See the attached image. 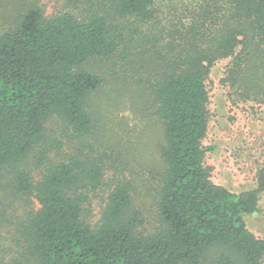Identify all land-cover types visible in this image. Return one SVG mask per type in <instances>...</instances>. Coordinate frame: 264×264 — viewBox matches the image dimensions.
I'll return each instance as SVG.
<instances>
[{"label":"trees","instance_id":"trees-1","mask_svg":"<svg viewBox=\"0 0 264 264\" xmlns=\"http://www.w3.org/2000/svg\"><path fill=\"white\" fill-rule=\"evenodd\" d=\"M156 1L68 0L46 15L41 0H0V264H262L264 239L246 219L261 210L264 165L253 187L235 192L210 179L203 140L205 80L217 60L231 59L228 77L244 99L264 103V0H170L181 7L180 34L152 53L131 34L156 18ZM112 58L139 67L131 81H143L163 132L152 231L142 229L125 177L99 220L84 219L88 192L102 186V158L47 157L54 118L92 150L89 100L105 82L93 65ZM62 146L50 139V150Z\"/></svg>","mask_w":264,"mask_h":264},{"label":"rangeland","instance_id":"rangeland-1","mask_svg":"<svg viewBox=\"0 0 264 264\" xmlns=\"http://www.w3.org/2000/svg\"><path fill=\"white\" fill-rule=\"evenodd\" d=\"M156 3V18L148 23H137L134 27L140 32L131 34L145 49L151 48L152 53L153 47L165 50L168 43L180 34L173 23L180 13V4L170 0H157ZM41 4L46 15L69 5L68 0H41ZM133 20L131 18L130 22ZM134 58L139 60L138 56ZM230 62L229 57L217 60L205 80L209 117L203 144L211 149L205 153L204 164L209 168L213 182L240 192L254 186L256 172L264 165V103L241 96L228 77ZM93 66L102 73L105 82L89 100L94 130L84 142L92 150L83 148L63 122L54 118L46 123L47 157L57 159L82 151L85 154L90 152L91 157L102 158L105 163L102 186L97 191L88 192V200L83 205L84 219L91 225L99 220L109 190L125 177L132 183V206L140 212L142 229L152 231L160 224L156 192L164 166L160 156L163 132L154 117L152 97L143 81L142 85L135 79L131 81L138 76L134 72L139 69L134 66L132 58L124 62L116 58L96 61ZM50 139L61 141L62 148L50 150ZM28 165L32 177L37 179L42 165H38L34 155ZM30 200L32 204L29 206H39L34 199ZM19 204L26 207L23 201ZM18 208L17 213L22 212ZM260 208L246 220L248 229L264 239V196ZM14 228L13 224L11 233ZM9 236L12 238L11 234Z\"/></svg>","mask_w":264,"mask_h":264}]
</instances>
